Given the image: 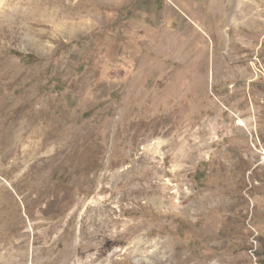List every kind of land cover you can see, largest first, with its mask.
<instances>
[{"label": "rangeland", "instance_id": "1", "mask_svg": "<svg viewBox=\"0 0 264 264\" xmlns=\"http://www.w3.org/2000/svg\"><path fill=\"white\" fill-rule=\"evenodd\" d=\"M0 264H264V0H0Z\"/></svg>", "mask_w": 264, "mask_h": 264}, {"label": "bare ground", "instance_id": "2", "mask_svg": "<svg viewBox=\"0 0 264 264\" xmlns=\"http://www.w3.org/2000/svg\"><path fill=\"white\" fill-rule=\"evenodd\" d=\"M241 124H244V125H246V123H245V121H241ZM150 128V127H149ZM155 131V130H154ZM149 137H150V135L149 134H147L146 135V139L148 140L149 139ZM177 144V143H176ZM138 145H136L135 143H134V145H133V147L131 148V152L133 153V151L134 150H136ZM160 146V143H157V145H155V147H159ZM178 146H181V147H184V145L183 144H181L180 142H178ZM177 146V147H178ZM149 150H150V148H148L147 149V151L142 155V157L144 158V159H147L148 157H149V154H148V152H149ZM130 151V150H129ZM130 152V153H131ZM148 161V160H147ZM157 166V165H156ZM156 166H152V170H154L155 168H156ZM158 168V167H157ZM158 171V170H157ZM156 174V173H155ZM155 177V176H154ZM153 179V178H152ZM127 180V179H126ZM157 185V184H156ZM160 185V184H159ZM152 186V185H151ZM154 186V185H153ZM155 187V186H154ZM159 189V188H158ZM164 191V190H163ZM126 198H130V195L126 192V193H124L121 197H120V200L118 201L119 202V204L120 203H122L123 202V200L124 199H126ZM139 203V202H138ZM122 207V206H121ZM134 207H136V206H134ZM128 209H126V208H123L122 209V213H121V215L123 216V215H125V211H127ZM133 210H134V208H133ZM133 210H129V211H131V212H133ZM128 213V212H127ZM126 213V214H127ZM93 216H91L90 218H92ZM87 220V219H86ZM119 221H121V219L120 218H116V219H114V220H110V222H112L114 225H117L118 224V222ZM83 225H84V230H83V233L84 234H87L88 232V226H89V220H87V221H84V223H83ZM140 226L138 225V224H125V232H127V233H133V231H135L136 229H138ZM101 254V253H100ZM99 254V255H100ZM99 255L96 257V258H99Z\"/></svg>", "mask_w": 264, "mask_h": 264}, {"label": "trees", "instance_id": "3", "mask_svg": "<svg viewBox=\"0 0 264 264\" xmlns=\"http://www.w3.org/2000/svg\"><path fill=\"white\" fill-rule=\"evenodd\" d=\"M17 54L23 56V58L24 59L26 58L28 61H34V60H38L39 59L37 56H35L33 54H27V55H23L21 53H17Z\"/></svg>", "mask_w": 264, "mask_h": 264}]
</instances>
